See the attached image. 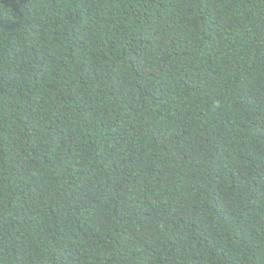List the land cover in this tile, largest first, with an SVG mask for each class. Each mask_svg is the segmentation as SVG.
<instances>
[{"label":"trees","instance_id":"obj_1","mask_svg":"<svg viewBox=\"0 0 264 264\" xmlns=\"http://www.w3.org/2000/svg\"><path fill=\"white\" fill-rule=\"evenodd\" d=\"M0 264H264V0H0Z\"/></svg>","mask_w":264,"mask_h":264}]
</instances>
